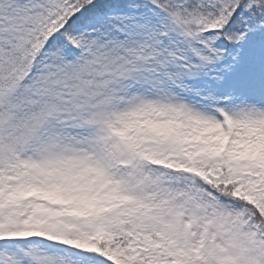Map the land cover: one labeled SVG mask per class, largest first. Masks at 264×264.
Masks as SVG:
<instances>
[{
  "label": "snow or ice",
  "instance_id": "obj_1",
  "mask_svg": "<svg viewBox=\"0 0 264 264\" xmlns=\"http://www.w3.org/2000/svg\"><path fill=\"white\" fill-rule=\"evenodd\" d=\"M0 264H264V0H0Z\"/></svg>",
  "mask_w": 264,
  "mask_h": 264
}]
</instances>
